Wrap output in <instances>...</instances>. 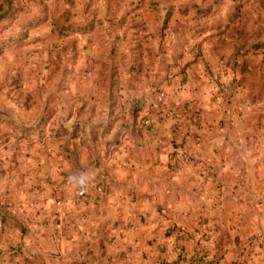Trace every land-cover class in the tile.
I'll list each match as a JSON object with an SVG mask.
<instances>
[{
    "label": "rangeland",
    "instance_id": "rangeland-1",
    "mask_svg": "<svg viewBox=\"0 0 264 264\" xmlns=\"http://www.w3.org/2000/svg\"><path fill=\"white\" fill-rule=\"evenodd\" d=\"M190 1L158 0L175 8ZM244 1L229 0L235 11L209 14L201 20L206 27L181 38L167 33L164 40L159 32L164 10L153 14L157 26L148 28L153 36L146 39L144 27H134L136 12L127 11L142 0H94L91 7L78 0L67 35H51L43 26L36 31L38 42L23 51H2L0 113L17 117L28 131L21 134L15 126L16 134L0 147V264H66L69 215L75 204L80 211L91 199L85 184L120 174L109 165L163 163L149 150L137 149V143L124 155L117 153V145L105 155L109 141L116 142L120 134L111 121L128 116L113 100L118 83L127 107L148 94L154 105L167 108L166 116L174 122L171 143L163 144L167 162L190 160L185 151L199 148L213 151L199 157L206 161L264 165V48L235 54L240 45L231 37L246 19L253 34L250 45L258 33L264 43V0ZM66 6L64 0H50L48 11L58 15ZM38 8L47 10L44 4ZM6 15V7L0 6V23L16 25L18 17ZM142 15L135 20L147 14ZM175 19L184 17L176 11ZM187 20L196 24L191 15ZM246 61L253 70L244 68ZM136 67L142 71L129 70ZM12 97L35 109L16 110ZM12 126L0 124V132ZM179 146L183 150L174 155ZM243 174L249 178L241 187L257 202L252 216L256 231L262 225L251 244L264 259V170ZM59 252L65 255L62 263Z\"/></svg>",
    "mask_w": 264,
    "mask_h": 264
},
{
    "label": "crops",
    "instance_id": "crops-1",
    "mask_svg": "<svg viewBox=\"0 0 264 264\" xmlns=\"http://www.w3.org/2000/svg\"><path fill=\"white\" fill-rule=\"evenodd\" d=\"M64 1L66 8L58 15H52L48 11L50 0H12L6 7V12H9L12 5L19 6L20 15L16 25L10 26L14 31L4 28L5 20L0 23V39L9 38L26 23H30L31 28L24 32L26 44L21 47L10 45L3 53L7 54L14 49L23 51L27 46L38 42L41 36L36 31L43 26L48 33L56 36L52 31V23L69 7L68 0ZM93 1L85 0L90 7ZM77 3L78 0H74L73 21ZM149 3L150 0H142V4L133 5L127 11L136 12L138 18L144 16L143 12L147 14L142 21L151 29L157 26V22ZM42 4L47 6V10L38 8ZM0 6L3 7L4 4L1 3ZM158 9L163 11L164 5L159 4ZM232 10L235 11L236 7L225 0L220 11ZM6 17L8 15L5 19ZM72 20L64 35L69 33ZM164 86L170 89L167 85ZM116 88L123 100L124 93L120 91L119 83ZM135 98L132 102L138 103V116H131L130 105L127 107L123 102L122 110L128 114L127 119L124 115L111 121L118 126L120 134L116 132L119 134L116 142L109 141L105 155H110L114 145H117V153L124 155L130 151L131 144L137 143L140 144L137 149L149 150L154 156L161 157L160 161L163 163L109 165L120 174L112 179L91 180L85 184L84 188L91 197L90 203L80 211H77L78 204H75V212L69 215L70 257L64 263L264 264L263 256L254 247L255 243L251 244V237L256 234L254 232L262 228L259 225L256 231L252 220L253 204L257 202L253 201L251 195L247 196V190L241 187L249 178L245 174L241 175L242 170H264V165L219 164L209 159L206 161L199 157L213 151L199 148L185 151L188 157L192 156L190 160L182 159V163L178 164L174 162L176 159L171 160L169 156L172 162H167L165 157L169 153L163 144L172 140L174 122L166 116L167 108L154 105L148 94ZM10 102L19 111L23 107L25 111L35 109L27 101L22 103L16 97H12ZM2 123L13 124L7 129V133L0 132V136L8 134L6 140L11 134H16V129L21 134H24L23 128L28 129L17 117L0 113V124ZM112 129L114 128L110 131ZM157 141H160V145ZM182 150L179 146L173 154L177 155ZM136 171L148 172V175L142 176L146 182L141 181L142 177ZM128 172L134 174L130 175ZM236 172H239L238 175ZM22 250L25 251V247ZM59 254V261L62 263L64 254ZM29 263L31 262L28 261Z\"/></svg>",
    "mask_w": 264,
    "mask_h": 264
},
{
    "label": "trees",
    "instance_id": "trees-1",
    "mask_svg": "<svg viewBox=\"0 0 264 264\" xmlns=\"http://www.w3.org/2000/svg\"><path fill=\"white\" fill-rule=\"evenodd\" d=\"M11 1L12 0H4V6L7 7L8 5H10ZM246 1L248 0L244 1L245 4H246ZM224 2L225 0H201V1L192 0L190 2L180 3L176 8L172 5L173 3L165 4L164 9H163L165 11V15L162 19L160 18V23H159L160 24L159 26L160 37H162V39L165 40L167 33L168 34L174 33V34H178L177 36L181 38L186 33L192 32L193 29L206 27L208 23H205V21L201 22V20L205 19V17L209 14L213 15L214 12H219L222 6L224 5ZM68 4H69V7L59 17L55 18L52 23L53 25L52 31L58 35L65 34V32L69 28V23L73 18L74 0H68ZM149 4H150V8L153 14L155 13L157 14L158 12H161L158 9V5L160 3L157 0H150ZM20 8L21 7L19 6L12 5V7L10 8L8 12V15H9L8 17H11V16L12 18L18 17V14L20 13L19 11H21ZM175 9H177L176 11L179 12L184 17V20H180V19L174 20L175 14H176ZM190 15L192 16V19L195 20V23H196L195 25L189 24V21L187 20V18ZM133 22H134V27H139V26L144 27L143 31H146L147 33H144V35H142L143 38L147 39L153 36V34L152 35L149 34V29L143 21H139V20L137 21L134 19ZM4 28H11V30L13 29L7 24L4 26ZM21 28L22 29H20L19 31H15L9 38L3 39L0 41V54L5 48L9 47L10 45L21 47L27 43L26 34L24 32L25 30H28L31 28V24L26 23L22 25ZM12 31H14V29ZM248 36L250 37V40H251V37L253 36V34H250L248 32L247 20L245 19L242 23L239 22V25L236 27V29L231 32V37L233 41L236 44L240 45V47L238 48L236 47L235 54H241V51L245 48H247V50L248 48L249 49L252 48L254 52L258 48H264V43L259 41L261 39L260 38L261 34L258 33V35L256 36L257 41L255 43H252L251 45L248 42L249 40ZM237 56H241V55H237ZM249 66H251L250 61H246L244 68L246 67L248 68ZM129 70L139 72L141 71V68L138 69V67H136V68H130ZM252 70H253V67H252ZM111 77H112V80L113 79L117 80V73L112 72ZM111 91L113 92V90ZM117 95L115 98H113V100H115L117 107H120V109L122 110L124 109V107H123V104L121 103L122 102L121 99L119 100V98L121 97H119V94ZM117 97H118V100L116 101ZM132 104H133V108L130 107V114L131 116H138V111H139L138 103L132 102ZM59 130L64 132V129H59ZM27 131L28 129L23 128L22 132L26 134ZM6 138H7L6 134H3L0 136V146L7 141Z\"/></svg>",
    "mask_w": 264,
    "mask_h": 264
},
{
    "label": "built area",
    "instance_id": "built-area-1",
    "mask_svg": "<svg viewBox=\"0 0 264 264\" xmlns=\"http://www.w3.org/2000/svg\"><path fill=\"white\" fill-rule=\"evenodd\" d=\"M264 237V236H263Z\"/></svg>",
    "mask_w": 264,
    "mask_h": 264
}]
</instances>
